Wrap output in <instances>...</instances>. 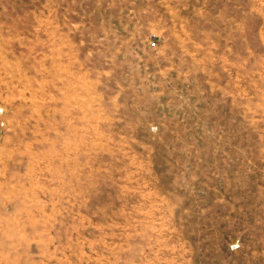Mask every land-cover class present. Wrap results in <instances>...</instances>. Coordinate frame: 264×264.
Listing matches in <instances>:
<instances>
[{
    "label": "rangeland",
    "instance_id": "rangeland-1",
    "mask_svg": "<svg viewBox=\"0 0 264 264\" xmlns=\"http://www.w3.org/2000/svg\"><path fill=\"white\" fill-rule=\"evenodd\" d=\"M0 264H264V0H0Z\"/></svg>",
    "mask_w": 264,
    "mask_h": 264
}]
</instances>
